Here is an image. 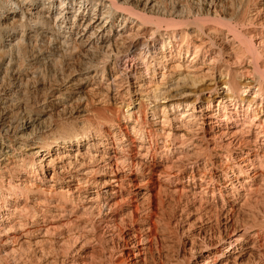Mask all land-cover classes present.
<instances>
[{
	"label": "bare ground",
	"instance_id": "1",
	"mask_svg": "<svg viewBox=\"0 0 264 264\" xmlns=\"http://www.w3.org/2000/svg\"><path fill=\"white\" fill-rule=\"evenodd\" d=\"M0 264H264V0H0Z\"/></svg>",
	"mask_w": 264,
	"mask_h": 264
}]
</instances>
